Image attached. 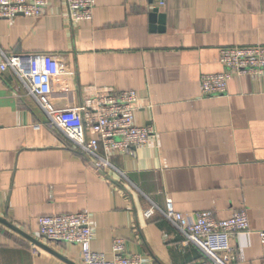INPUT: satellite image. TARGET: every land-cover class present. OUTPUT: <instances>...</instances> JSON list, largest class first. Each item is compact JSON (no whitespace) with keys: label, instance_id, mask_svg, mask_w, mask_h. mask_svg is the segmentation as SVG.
I'll return each instance as SVG.
<instances>
[{"label":"crops","instance_id":"crops-1","mask_svg":"<svg viewBox=\"0 0 264 264\" xmlns=\"http://www.w3.org/2000/svg\"><path fill=\"white\" fill-rule=\"evenodd\" d=\"M255 45H264V0H95L81 23L49 0L39 17L0 19V53L60 57L53 108L80 104L83 87L132 90L135 124L155 131L134 157L111 155L124 176L100 173L15 76L0 73V264H81L78 245L48 241L37 226L40 216L78 211L91 219L90 250L108 260L120 238L153 264L201 262L159 214L144 217L166 199L217 220L245 210L248 231L229 238L235 264H264V76H236L219 95L199 89L201 75L222 72L221 48Z\"/></svg>","mask_w":264,"mask_h":264},{"label":"built area","instance_id":"built-area-1","mask_svg":"<svg viewBox=\"0 0 264 264\" xmlns=\"http://www.w3.org/2000/svg\"><path fill=\"white\" fill-rule=\"evenodd\" d=\"M49 0H0V19L18 16L39 17ZM72 23L91 22L95 0H60ZM165 0H159L164 6ZM0 73L10 72L32 96L48 118L49 125L60 131L72 148L87 158L98 172L107 169L124 176L111 163L114 153L134 157L135 150L151 145L155 131L138 126L134 121L138 95L135 91H118L111 87H83L82 100L67 109H55L48 102L54 79L66 73L60 57L55 54L0 53ZM223 70L203 74L199 80L201 97L224 94L228 83L236 76L260 78L264 76V45L223 47L219 50ZM38 128V125L35 126ZM159 214L184 238L194 245L203 260L196 264H235L236 257L229 244L234 233L248 231L249 218L239 210L227 219H215L210 211L181 213L174 210L170 199L163 209L149 208L145 218ZM39 234L48 241L76 244L80 248L81 264H153L136 254L127 253L123 239L112 241L111 258L90 250L93 227L87 212L43 215L37 218ZM264 261V231L259 232Z\"/></svg>","mask_w":264,"mask_h":264},{"label":"water","instance_id":"water-1","mask_svg":"<svg viewBox=\"0 0 264 264\" xmlns=\"http://www.w3.org/2000/svg\"><path fill=\"white\" fill-rule=\"evenodd\" d=\"M152 17H154V14H152ZM161 18H162V15L159 17V19H161ZM85 159L87 160V158H85ZM0 222L7 225V223L2 219H0Z\"/></svg>","mask_w":264,"mask_h":264}]
</instances>
